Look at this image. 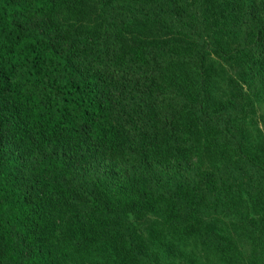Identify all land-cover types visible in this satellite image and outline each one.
<instances>
[{
  "label": "trees",
  "instance_id": "1",
  "mask_svg": "<svg viewBox=\"0 0 264 264\" xmlns=\"http://www.w3.org/2000/svg\"><path fill=\"white\" fill-rule=\"evenodd\" d=\"M264 0H0V264H264Z\"/></svg>",
  "mask_w": 264,
  "mask_h": 264
},
{
  "label": "rangeland",
  "instance_id": "2",
  "mask_svg": "<svg viewBox=\"0 0 264 264\" xmlns=\"http://www.w3.org/2000/svg\"><path fill=\"white\" fill-rule=\"evenodd\" d=\"M253 105H254V115H253V119L255 124L263 129V125H264V102L262 101V99L258 98V99H254L253 101Z\"/></svg>",
  "mask_w": 264,
  "mask_h": 264
}]
</instances>
